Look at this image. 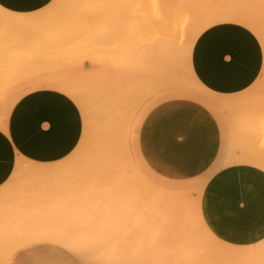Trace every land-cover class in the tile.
Here are the masks:
<instances>
[{
	"label": "bare ground",
	"instance_id": "obj_1",
	"mask_svg": "<svg viewBox=\"0 0 264 264\" xmlns=\"http://www.w3.org/2000/svg\"><path fill=\"white\" fill-rule=\"evenodd\" d=\"M199 2L155 0L151 5L124 6L121 29L114 18L95 35L106 40L105 46L119 31L125 38L123 63L108 56L96 59L90 62L92 69H77L76 78L63 67L26 75L9 63L0 64V129H5L13 104L38 89L70 98L84 121L82 136L69 155L53 163L18 158L0 185V264L39 241L62 246L85 264H264V239L235 246L209 231L200 213L203 186L195 189L190 203L180 186L189 184V179L164 178L155 186L139 169L145 164L142 157L138 163L133 155L139 150L136 132L143 119L132 127V115L141 97L151 94L152 83L186 87L191 90L186 100L225 113L264 95V86L259 85L264 81L258 84L257 78L236 94L212 92L197 80L191 66L196 38L222 23L253 33L264 53V0H256L253 8H207ZM99 9V0H50L26 13L0 6V50L48 42L70 52L79 37L73 33L74 22L93 18L97 26L102 19ZM131 9L138 13L134 18ZM262 64L264 68V59ZM255 107L254 123L262 130L264 107ZM230 164L264 172V151L251 144L239 152L231 148L216 157L208 173Z\"/></svg>",
	"mask_w": 264,
	"mask_h": 264
},
{
	"label": "crops",
	"instance_id": "obj_2",
	"mask_svg": "<svg viewBox=\"0 0 264 264\" xmlns=\"http://www.w3.org/2000/svg\"><path fill=\"white\" fill-rule=\"evenodd\" d=\"M49 1L0 0V6L26 13ZM262 53L253 33L240 25L222 23L196 38L191 66L206 89L231 95L256 80L262 68ZM81 133L82 117L70 98L51 89L25 94L11 107L5 129H0V185L10 177L16 159L59 161L75 149ZM138 148L145 164L157 175L194 179L212 169L220 153L221 131L203 105L184 99L167 100L144 117ZM200 213L209 231L224 243L247 246L261 241L264 172L247 164L218 168L202 188Z\"/></svg>",
	"mask_w": 264,
	"mask_h": 264
},
{
	"label": "rangeland",
	"instance_id": "obj_3",
	"mask_svg": "<svg viewBox=\"0 0 264 264\" xmlns=\"http://www.w3.org/2000/svg\"><path fill=\"white\" fill-rule=\"evenodd\" d=\"M153 1L155 0H99L101 9L99 10L102 15L100 24H98L97 26L93 25V21L91 20L93 18H90V20H88L87 22L80 19H77V21L74 22L75 27L73 28V33L75 32L79 35L77 42L75 41V49L70 50V52H64L62 51L63 49L60 48L62 49L61 52L56 47L57 44H50L48 42H42L41 44L36 46H31V44L27 43L21 47H18V44H13V47L15 48H11V52L10 50H0V64L2 62H6V64L9 63V65L12 66L13 70L17 71L18 74L26 75L32 74L33 72L51 71L55 66L63 67L66 72L70 71V73H74L73 75L76 78L77 76L75 75V73H77V69H92L93 65L90 62L95 61L96 59L103 60L104 57L108 56V59L111 61H115L116 63H123L124 54L122 53H124L123 51L125 48L123 40L125 38L122 37V34L120 35V32L118 31L119 35H117L116 33V38H113L114 40L111 39L109 41V44L105 46L103 44L106 42V40L100 37V39L98 37L96 38L95 35L97 34V36H99V33L102 32V27L108 26V24L114 18H118V22L115 25L119 27V29H121L126 14L125 10L123 9L124 6H130L132 5V3L151 5ZM255 2L256 0H200L199 4L200 6H204L207 8L225 6L253 8L256 4ZM132 9L130 12L133 13ZM132 13L129 14V18H131L130 15L134 14V18L138 14L137 12H135V10L134 13ZM67 27L69 28L68 23H66V28ZM129 39L130 38L126 39L128 43ZM108 48L110 50L106 51V49ZM263 72L264 68H262V71L257 77V79L259 80L258 84L260 83V81H264ZM262 83L263 84H259L260 87L264 86V82ZM258 84L256 82V86ZM150 91L152 92L149 96L141 97L139 105L132 115V127L137 126L138 122L144 119V115L152 109L153 105L156 106L164 101L172 99L186 100L188 96H191L190 89L168 82L158 83L157 81L155 84L152 83V85H150ZM259 95L261 96L251 98L248 104L237 111L234 110L230 113H225L217 110H209L217 120L221 131V148L218 155L219 158L220 156L226 155L227 151H230L231 148L236 152H239L241 147L245 144H251L252 148L258 149V151H264V129L260 130L256 128V125L254 123L256 110H253L252 108L253 106H256L257 109L264 107V95ZM83 125L84 121L82 117V129ZM133 130L134 129H132V134H135ZM136 133H139V131H137ZM133 155L134 159L138 160V163H140L141 155L139 150ZM142 165L144 166L142 167ZM142 165H139V169L142 171L145 178L148 179L149 182H151L155 186L159 182H162V179H164V177H161L154 173L146 164ZM217 169H215L214 171H216ZM214 171H212L211 173L207 172L204 175H201L194 179H189V184L180 185L182 186L181 190H184L186 192L190 203L192 202L193 193L196 191L195 189L204 186L205 182L213 174ZM6 264L85 263H80L75 255H73L69 250L60 245L47 241H39L26 245L15 251Z\"/></svg>",
	"mask_w": 264,
	"mask_h": 264
}]
</instances>
